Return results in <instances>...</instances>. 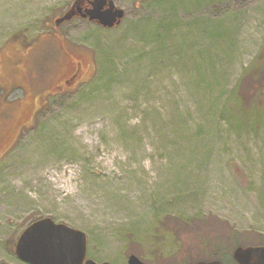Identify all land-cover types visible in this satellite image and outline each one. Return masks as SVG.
I'll list each match as a JSON object with an SVG mask.
<instances>
[{
	"label": "rangeland",
	"instance_id": "374dc122",
	"mask_svg": "<svg viewBox=\"0 0 264 264\" xmlns=\"http://www.w3.org/2000/svg\"><path fill=\"white\" fill-rule=\"evenodd\" d=\"M67 1L0 0V262L45 217L119 264H234L264 245V0H120L119 26L66 25L88 71L33 116L74 68L47 38ZM244 78L245 126L229 103Z\"/></svg>",
	"mask_w": 264,
	"mask_h": 264
},
{
	"label": "water",
	"instance_id": "95a60500",
	"mask_svg": "<svg viewBox=\"0 0 264 264\" xmlns=\"http://www.w3.org/2000/svg\"><path fill=\"white\" fill-rule=\"evenodd\" d=\"M124 15L123 9L111 3L110 9L101 11L95 7L85 16L104 27L112 28L121 23ZM65 18L69 19L67 16ZM87 246L88 238L84 231L45 217L34 221L22 232L16 252L21 259L33 264H80L86 257ZM233 257L238 264H264V246H239L234 250ZM88 264L109 263L89 260ZM129 264L144 263L136 255H131ZM195 264L223 263L220 260H200Z\"/></svg>",
	"mask_w": 264,
	"mask_h": 264
},
{
	"label": "flooded vegetation",
	"instance_id": "af4514ba",
	"mask_svg": "<svg viewBox=\"0 0 264 264\" xmlns=\"http://www.w3.org/2000/svg\"><path fill=\"white\" fill-rule=\"evenodd\" d=\"M111 3H113L115 5V7L122 8L125 11V9L122 7V4L120 3V0H68L67 3L64 4L65 6L63 5L64 7L62 5L57 4L58 6L54 9V17L55 18H54L53 22H50V24L47 26V28L52 29V31L48 32L47 38L53 40L56 44H58V46L63 50L64 55L66 57V60H70L69 62L71 64H73L74 68L71 69L72 70L71 74L60 79V81L57 82L54 86L49 87L46 91H43L40 94L39 101L37 100L38 102L35 105V108L33 110V116H35L36 111L39 108H41V106L44 103H46L48 97H53L58 92L66 91L68 89V86H71L72 84H74L77 81V78H79V76H81V74H84L88 71L89 67L87 68L86 66H84L83 61L81 59L79 60L78 58H76L69 51L67 44H66L67 41L62 34L63 28H65L66 25H68V24H74L75 22H78V21H81V22L86 23V24L96 25L98 27H103L98 22L90 20L85 15L87 14L88 11L94 9L95 7L100 8L101 11H106V10L110 9ZM65 16H67L69 19H66ZM125 17H126V11H125ZM20 54H21V56H20L19 62H17L18 64L16 66L19 67L20 70L22 71V76H26L28 78L29 77V69L27 67L23 68V66L26 63L28 64V62L31 58L30 56L32 55V49L27 47V49L23 50ZM10 105L11 104L5 103L3 105L1 104V106H0V127L3 123V119H5L7 116L6 112L9 110ZM32 122L33 121H31V119H30L23 126L30 127ZM19 134L20 133H18L17 135L19 136ZM18 136H16V137H18ZM8 147L9 146L3 147L0 150V153L3 155L5 152L4 150ZM1 154H0V157H1ZM16 244H17V242H16ZM6 252H7L6 257H10V254H12L13 258L7 260L6 262H0V264H33V263H30L26 260L21 259L17 255L16 245H15V248L13 250H11V251L6 250ZM131 255H135V254H130L127 259H126L127 256H125L123 263L120 262V264H129V258ZM91 256L89 254V249L87 248L86 257L80 264H88L89 260H94L97 263L119 264L116 259H113V261L112 260L111 261L99 260V259H96V258L91 257ZM139 259L144 264H148L146 262V260H143L140 257H139ZM234 264H238V263L234 260Z\"/></svg>",
	"mask_w": 264,
	"mask_h": 264
},
{
	"label": "trees",
	"instance_id": "16d2710c",
	"mask_svg": "<svg viewBox=\"0 0 264 264\" xmlns=\"http://www.w3.org/2000/svg\"><path fill=\"white\" fill-rule=\"evenodd\" d=\"M172 23L175 22L170 21L166 24V26H169ZM257 77L259 79L258 81H260L261 84L257 83L254 92L257 93L259 96H264V65L258 70ZM230 96L231 99L229 100V103L231 104L232 108L231 117L235 123H239L245 126L246 122H250L251 124V122L253 123L255 121H258V118H255V120H253L251 115L249 116L245 110V78L239 81L237 86L230 93ZM251 111L254 112L256 111V109H253Z\"/></svg>",
	"mask_w": 264,
	"mask_h": 264
},
{
	"label": "bare ground",
	"instance_id": "6f19581e",
	"mask_svg": "<svg viewBox=\"0 0 264 264\" xmlns=\"http://www.w3.org/2000/svg\"><path fill=\"white\" fill-rule=\"evenodd\" d=\"M56 181H57V179H56ZM63 187V189L65 188V186H62ZM59 189H61V188H59Z\"/></svg>",
	"mask_w": 264,
	"mask_h": 264
}]
</instances>
